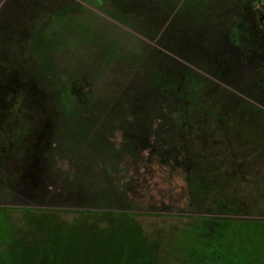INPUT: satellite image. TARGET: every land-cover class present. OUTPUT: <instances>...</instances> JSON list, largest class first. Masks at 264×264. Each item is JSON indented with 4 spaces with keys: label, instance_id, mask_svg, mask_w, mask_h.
I'll list each match as a JSON object with an SVG mask.
<instances>
[{
    "label": "rangeland",
    "instance_id": "374dc122",
    "mask_svg": "<svg viewBox=\"0 0 264 264\" xmlns=\"http://www.w3.org/2000/svg\"><path fill=\"white\" fill-rule=\"evenodd\" d=\"M41 1L25 34L4 24L0 107L108 133L130 206L52 209L57 178L48 196L0 194V264H264V0ZM187 125L203 137L187 142ZM50 140L49 166L70 177L67 142ZM192 151L204 174L171 158Z\"/></svg>",
    "mask_w": 264,
    "mask_h": 264
},
{
    "label": "crops",
    "instance_id": "0c3cea01",
    "mask_svg": "<svg viewBox=\"0 0 264 264\" xmlns=\"http://www.w3.org/2000/svg\"><path fill=\"white\" fill-rule=\"evenodd\" d=\"M41 2V0L37 2L36 0L12 1L13 5L3 18L5 20L0 23V41H4V24H6L7 29H12L10 20H17L19 22L17 25L19 34H25L23 30L26 27V21L36 16V10L40 13L45 11V8L47 9L46 5L43 6V10L41 9ZM6 4H9V1ZM9 24L11 27L8 26ZM2 49L5 48L2 46ZM7 49L12 50L13 47L10 46ZM111 111H113L111 114L119 115L117 109ZM37 114L50 115V112L46 109H40L37 112L34 107H0V194L5 193L8 198L12 196L13 192L30 197L39 194L48 196L50 193L47 189L57 178L60 183L57 186V191L50 198L52 201L49 202L52 203V209H68V211L75 212H109L112 214H116L118 211H128L130 205L122 207L121 203L124 201L121 193L116 189L115 157L107 154V149H104L110 138L108 133L101 132L102 130L99 129L94 134L90 133L89 131H92L96 125L89 123L62 124V127L56 126L58 128H54L60 131L56 133L53 132L52 123L46 122L45 118L43 122H36L33 116ZM124 123L117 125L120 127L123 125L124 127L131 126V124L125 125ZM139 123L144 126L147 125L145 121ZM37 125H44L42 135L37 133ZM187 126L183 129L186 132L184 133L187 136V142H190V139L199 140L201 139L199 137H203V135H198L195 138V131L197 129L201 131V129ZM214 129L210 127L209 131ZM221 131L226 132V130L219 128L218 132ZM52 133L61 139V142H67L69 148L64 157L66 162H74L70 177L60 175V170L48 164V157L50 156L43 147L47 142L50 143ZM40 138L43 139L41 146L37 144V140H41ZM105 141H107L106 144ZM187 142H183V147ZM177 157L182 159L179 160ZM191 157L190 154H186L185 157L179 154L173 155L171 158L176 165L186 164L188 175H195L198 171L201 174L207 172L206 167L198 171H196L195 166L191 167ZM208 158L207 156L206 159ZM209 161L204 160V163ZM235 173L237 176L240 174V172ZM207 185L213 186L211 181H207Z\"/></svg>",
    "mask_w": 264,
    "mask_h": 264
},
{
    "label": "trees",
    "instance_id": "16d2710c",
    "mask_svg": "<svg viewBox=\"0 0 264 264\" xmlns=\"http://www.w3.org/2000/svg\"><path fill=\"white\" fill-rule=\"evenodd\" d=\"M161 81H164V80H162L161 78H158V80H157V82L159 83V86H160V88H161ZM163 86H165L164 84H162ZM112 108H110V110H111ZM115 109H117V108H115ZM134 109V108H133ZM111 113V112H110ZM109 113V114H110ZM147 116V115H146ZM145 119V118H144ZM145 121H146V119H145ZM218 129L219 128H216L214 131H212V134H217L218 133ZM240 129V128H239ZM239 129H237V130H239ZM193 152V154L192 155H190V156H192L191 158H192V163L190 164L191 165V167H194L195 166V169H196V171H198V170H201L202 168H205L206 166L204 165V164H207V163H210V161L209 162H206V163H204V160H206V158H207V156H201V155H197L196 156V153L194 152V151H192ZM200 154V153H199ZM196 157H199V159H197ZM87 213V212H86Z\"/></svg>",
    "mask_w": 264,
    "mask_h": 264
}]
</instances>
